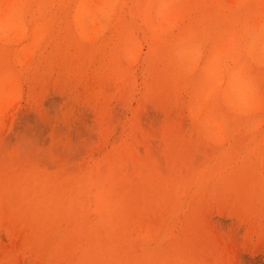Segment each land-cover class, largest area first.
<instances>
[{"label":"rangeland","instance_id":"1","mask_svg":"<svg viewBox=\"0 0 264 264\" xmlns=\"http://www.w3.org/2000/svg\"><path fill=\"white\" fill-rule=\"evenodd\" d=\"M0 264H264V0H0Z\"/></svg>","mask_w":264,"mask_h":264},{"label":"bare ground","instance_id":"2","mask_svg":"<svg viewBox=\"0 0 264 264\" xmlns=\"http://www.w3.org/2000/svg\"><path fill=\"white\" fill-rule=\"evenodd\" d=\"M55 4V3H54ZM45 6V5H44ZM119 6V5H118ZM54 7V6H53ZM55 8V7H54ZM7 16H8V14H7ZM5 23L8 25L9 24V22L8 21H5ZM230 62V61H229ZM233 65V64H232ZM227 71H229V70H227ZM217 76V75H216ZM13 86V85H12ZM8 89V88H7ZM248 95V94H247ZM249 96V95H248ZM247 96V97H248ZM209 118H211V117H209ZM251 135V134H250ZM235 158V157H234ZM234 160V159H233ZM224 163V162H223ZM127 188H125V190H126ZM95 190V189H94ZM129 190V189H128ZM92 191V190H91ZM129 192V191H128ZM127 195V194H126ZM69 199V198H68ZM92 208V207H91ZM91 212V211H90ZM116 215V214H115ZM136 220V219H135ZM137 227H138V225H137ZM141 231H142V229H141ZM144 232V231H143ZM141 235V234H140ZM130 238V237H129ZM141 238V237H140ZM112 245H114V244H112ZM107 247V246H106ZM121 247V246H120ZM113 248V247H112ZM113 250V249H112ZM118 252V251H117ZM122 257V256H121ZM126 263V262H125Z\"/></svg>","mask_w":264,"mask_h":264}]
</instances>
